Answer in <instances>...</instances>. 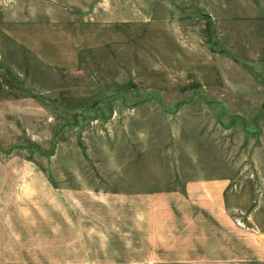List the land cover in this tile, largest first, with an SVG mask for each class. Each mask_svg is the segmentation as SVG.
<instances>
[{
  "label": "rangeland",
  "instance_id": "374dc122",
  "mask_svg": "<svg viewBox=\"0 0 264 264\" xmlns=\"http://www.w3.org/2000/svg\"><path fill=\"white\" fill-rule=\"evenodd\" d=\"M261 169L264 0H0V190L16 192L17 252L56 254L58 196L74 187Z\"/></svg>",
  "mask_w": 264,
  "mask_h": 264
},
{
  "label": "crops",
  "instance_id": "0c3cea01",
  "mask_svg": "<svg viewBox=\"0 0 264 264\" xmlns=\"http://www.w3.org/2000/svg\"><path fill=\"white\" fill-rule=\"evenodd\" d=\"M72 192L68 202L58 196V248L38 252L40 264L264 262L262 178L201 174L170 189ZM9 194L0 190V264H33L36 250L22 254L12 244L18 212Z\"/></svg>",
  "mask_w": 264,
  "mask_h": 264
}]
</instances>
